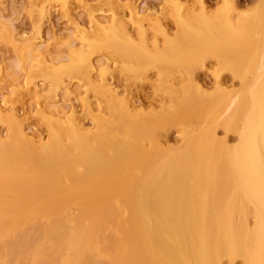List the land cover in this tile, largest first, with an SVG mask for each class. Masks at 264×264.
<instances>
[{
  "label": "bare ground",
  "instance_id": "obj_1",
  "mask_svg": "<svg viewBox=\"0 0 264 264\" xmlns=\"http://www.w3.org/2000/svg\"><path fill=\"white\" fill-rule=\"evenodd\" d=\"M57 1L66 3L65 0ZM180 3L183 4L178 0L174 2L173 7L179 10L178 12L176 11L177 13L182 8ZM258 3H261L260 6L264 10V0ZM231 5L224 2L214 19H211V17L210 19L202 17L196 19L195 17V20L193 18L194 21H192V18L189 20L185 17L177 20L175 17L177 30L175 38L173 37V40L168 41L169 55L165 54L164 50L150 53L149 49L147 50V47L143 44L144 40H140L139 44L142 43V45H139V47H132V37L124 29L118 27L106 29V27L102 26L104 29L102 28L101 31L100 43L93 39L88 40V38L84 39L83 42L80 40L82 45L85 46L83 48H86L85 52H82V48H80L81 51H73L72 54L75 59L70 63L69 58L67 67H65L67 63L63 66L55 65L56 67L52 63L51 71L49 68L48 72L41 74L42 80L49 83L50 93L54 94L55 98L60 86L65 87L63 86V75H67L68 80H75L74 78H76L80 83L82 80L83 83L85 81L88 84H86L87 87L94 94L106 87L109 90V95L116 96L117 94L113 92L114 89L110 84L107 83L104 86L105 84L102 85V82H99L103 81L106 71L109 70L108 67L115 65V63L109 59L105 60L107 67L100 73L99 79L101 80L97 81L95 80L96 78H93V72H98V67L94 65L90 55L98 51L100 46L101 48L107 47L106 51L111 49L117 56L120 55L121 72L127 77L133 76L136 78H142L148 68L158 69V76H164L167 72L169 74L174 70L179 72L183 68L187 72H193L192 70L201 65L205 56H215L216 60L221 63L220 66L218 65V69L229 71L233 78L239 80V89L233 93L220 89L217 94L205 95L203 98L196 94L197 97L199 96V100L202 101L204 99L199 114L203 113L201 123L204 122L208 127L203 133L192 135L189 147L178 152L176 156L166 157L156 164L154 162H151L152 164L148 163L150 160L148 161L147 159L150 156L147 159L144 158V156H147L148 151L145 153L146 155H143L145 151L143 148L146 146L144 141L149 140H144V138H150V135L146 136L147 134L145 133L151 126H147L148 130L147 127L146 129L143 128L144 124L136 127L137 123L131 121L133 117L131 109L127 107L128 104L125 106V102H122L123 98L120 101L116 97L113 99L109 97L111 99L109 102L111 103L108 105V110L112 117L110 118L114 121L112 123L108 122L111 121L109 120L110 118L107 122L103 118L101 120H99L100 118L96 119L93 123L95 125L94 131H86V129L84 130L82 126L78 125L76 120H73L75 118L74 113L72 118L68 117L66 120H61L62 123L58 122L61 125H58L54 122L53 111H50L52 109H50L48 104L45 107H49L48 109L50 110L40 109V115L42 114V119L48 125V139L43 140L41 138L42 140H38V143L29 138V135L21 125L22 122L14 114L3 115L0 112V124L7 125L9 132L8 137L4 140H2L0 134V242L5 240L9 234L14 233L13 236L16 238L11 247H15V254H17L14 255V250L13 252L10 250L11 248L8 247V240L6 239L7 244L3 241L4 245H2L3 248L0 250L1 257L3 256L2 252L4 254L6 250V253L11 252L13 255H11L13 258L11 259L8 253L7 255L10 258L5 254V257L7 256L6 260L11 259L15 263L14 257L17 256L18 258L16 257V259H22L23 261L26 258L19 259V253L21 254L22 252L21 255L26 257L27 253L23 254V251L35 250L36 248H34L35 245L33 246V244L36 242L34 240L39 238L37 244L39 242L40 246H36L37 249L35 251L39 250V248L41 249V245L45 247L47 245L45 244L46 242L50 243L48 244L50 246H55L53 255L46 254L52 252V247L50 248L49 246H46V249L42 248L37 253L33 251L35 255L45 252L44 255H40L43 258L44 256L46 257L44 261H41L42 257L38 258L41 262L45 263V260L48 262L47 257L51 261L53 256L56 259L52 260L54 262H48V264H55V261H61L62 264H66L71 260L72 264L73 261L75 264H81L83 261L87 264L92 259L91 256H93L95 258H93L92 263L90 261L91 264H103L104 260L102 262L98 261L96 256L98 254L101 255V245H103V250L101 249V251H104L105 244L108 245L114 237L116 240L114 244L111 245L112 243H110L108 245L114 247L112 253V247L110 246L111 248L109 249L105 246L109 249L110 254L118 255H115L116 260L113 264L131 263L132 260L126 263L125 256L128 257L127 255L130 252L133 253V251L136 254V259L132 256L133 254L129 256H132L134 261L137 260V263L133 261L134 263L132 262V264H221L222 259L225 258L229 260V264H234L236 259H241L243 264H264V23H260L256 18H253V13H251L253 17L248 15L249 12L245 13L246 15H235ZM139 11L136 9L130 11L131 17L129 19L135 20L136 18L137 21L142 19ZM135 25L137 26L138 23ZM252 25H257V28L251 32L246 30L247 27ZM141 31L143 30L141 29ZM184 47L187 48V51H184ZM32 52H35V50L31 46H27L26 53L28 57L31 58L30 54ZM44 53L46 55V52ZM40 55V53L35 54L32 60H38ZM206 59L208 58L206 57ZM35 64L38 66L39 61H36ZM39 67L40 65L37 68L39 69ZM69 67L73 69L69 70L70 72L67 70ZM186 71L185 73H187ZM71 72L75 73L76 76H72ZM36 88V86L32 88L34 90L29 96L37 99L39 90H36ZM64 90L66 89L64 88ZM69 90L68 92L66 91L67 93L65 92L66 95L71 92ZM76 92L78 93L79 91ZM102 92L107 91L102 90ZM74 93L70 95L72 96ZM99 93L98 96L101 95ZM70 95L66 97L69 98ZM75 95L77 94L75 93ZM172 95L175 101L171 98V101L173 100L171 106L175 108V112L177 111L175 114L179 115L181 112L182 116L179 119L168 117L167 114H173L172 116H174L172 110L170 111L171 113L166 112L165 115L168 118L163 117L162 120L164 122L166 120L165 123L169 126L186 127L191 119L186 114L189 111L186 108L187 104H184L186 103L184 98L181 99L177 98L175 94ZM191 95H193V91ZM82 103L85 106L82 105L83 108H86L89 115L90 113L92 115L95 110L92 111L93 113L91 112L90 102L88 103L85 99H82ZM56 107L54 108L53 106L52 108L55 110ZM84 109L83 111H85ZM34 112H37V110ZM60 112H63V108L55 110V113L60 114ZM71 113L67 112L68 115ZM93 115L91 118L96 116ZM160 117L162 118V115ZM161 118L158 120L161 121ZM152 119L150 122H153ZM91 120L94 121V118ZM153 123L150 124L152 125ZM112 124L117 125L118 129ZM138 124H140L139 121ZM166 124L163 123V125ZM122 125L126 126V130H121L123 129ZM119 127L122 128L120 129ZM218 127L223 129L225 134V137L219 141L216 140V129ZM114 128L117 131L113 130ZM112 131L116 132H114L115 134L113 133L114 138ZM121 131L122 133L124 131L128 133L129 131L130 134H128L129 137L126 140L122 139L124 136L120 135ZM228 133H233L237 136V144L232 148L225 145L226 134ZM116 134L119 135L116 136ZM186 135L188 134L186 133ZM153 140H151L152 144ZM153 147L154 145L151 148ZM142 150L144 151L142 152ZM152 150L155 151L154 149ZM122 152H126L123 157H127V153L133 155L128 158V162L132 159L130 162L132 167L129 166L131 171H128L129 168L127 167L130 164L128 162L127 169L123 166L126 171H122L124 175L127 172L129 173L126 175L127 177L125 176L126 178L121 176L122 173L115 172L114 178V173H109L111 171L109 169V174L107 175L112 181L114 180V183L111 180L109 183V177L106 178L107 175L105 177V174L101 173H104L106 168L111 167L113 169L114 160L116 164L118 161L121 162V164L116 166L117 169L118 166L121 168L124 165L122 164V159L124 158L121 157L122 159H120L118 155ZM34 153L36 155L39 153L38 157ZM113 153H116L117 156L115 157ZM137 153H140V156L137 155L139 158L137 157L136 159ZM111 154L112 156L114 155V160ZM148 155L150 154L148 153ZM108 156H111L113 161L105 165L104 168V160L107 162L108 159L110 160ZM141 157L146 159V162ZM134 158L136 161L141 160L138 165L134 162L137 167H133ZM38 163L44 166L42 168L46 172H43L44 178L42 179L38 177L39 170L42 172L41 168L39 170L36 169L40 167ZM101 167H103L104 171L99 169ZM116 168L117 172L119 169L117 170ZM35 170H37L36 175H34ZM2 173L6 174L2 177ZM99 175L100 177L103 176L101 178L98 177V179L103 178L106 180L96 179ZM117 176L119 177L118 181L115 180ZM120 177L125 179L120 180ZM41 180L44 182H41L42 184L39 182V184L38 181ZM93 198L95 199V204L93 203L94 205L90 206L92 204L90 201H93ZM129 198H134L133 203L137 205L136 209L133 204L134 210L126 207V204H130ZM61 208H69L71 212H69V209L67 210L68 213L64 212V209L60 211L62 210ZM123 208H125L127 214L129 213L128 209L131 210L129 219L126 218L128 221L124 220L127 216L121 217L123 219L120 218ZM79 209L80 212H78ZM122 213L123 215L125 214V212ZM39 215L44 217L43 222L41 221L42 223H40L41 226L38 223V219H34L35 216ZM76 215H78V218ZM123 221L124 223L134 222L136 230L141 233L137 239L133 242L131 241L133 247L128 242L134 238V234L133 236L130 235L131 238H127L130 230L132 231V226L131 229L128 227L129 224L124 226ZM120 222L126 230L129 229L127 232ZM35 223L39 227H32ZM117 223H119L118 226L120 227H116ZM72 224L73 228H71ZM86 224L89 226H86ZM110 224L113 231L111 230L112 228H108ZM106 225L110 231L108 229V231L105 230ZM90 226L92 230L89 228ZM80 228L82 229L79 230ZM120 228L126 232L123 235L124 237H122L124 241H127H125L127 244L124 241L122 243L128 247L131 246L132 249L134 248L133 251L128 250L130 248L123 246L122 243V248H120L121 245L115 244V242L117 243L115 237L121 235ZM39 230H42L41 234L43 236L41 234L35 235ZM44 230L47 232H44ZM88 230H91V232L86 236ZM102 230L104 232L107 231L106 233L109 234L101 233L103 232ZM33 233L36 236L33 240L35 243L30 242L32 245H24L25 243L23 244L22 242L24 240H20V238L25 236L23 238L26 240V237L32 234V236L28 237V240L31 241L34 237ZM43 233H46V240L48 238L47 233H49L48 235L51 234L52 240L49 238L45 242ZM95 234L103 236L97 237ZM104 234H106L105 237L107 238H104ZM112 234L113 236H111ZM64 237H68V239L63 241ZM99 237L105 239V244L102 243L104 239L102 238L103 240H101ZM108 237H111V239L109 240ZM28 240L27 242H29ZM10 241L9 246L12 244ZM50 241H53L52 245ZM100 242L101 245H99ZM134 242L135 244H133ZM95 243L100 247H96ZM20 244L24 245V248L27 246L28 249L21 250L19 248L21 251H17ZM93 246L96 247V250ZM7 247L8 249L10 248V251L6 249ZM118 248L119 251L117 250ZM93 249L96 253L98 251L99 253L95 254L94 252L93 254ZM108 249H105L108 256L107 260L110 259V254H107ZM105 252L103 253L104 255ZM140 252L144 254L138 257V254L141 255ZM29 253L33 255L31 252ZM29 253L27 254V260H30L31 264V257L33 256L29 255ZM146 254L148 256L145 257L144 255ZM113 255L111 256L112 258ZM102 257L101 255L99 259ZM130 257L128 259H131ZM137 257L140 259L143 257L144 259L138 260ZM38 260L36 258L35 264L39 262ZM139 261L141 262L139 263ZM59 262L57 264H60ZM27 264L29 263L27 262Z\"/></svg>",
  "mask_w": 264,
  "mask_h": 264
},
{
  "label": "rangeland",
  "instance_id": "obj_2",
  "mask_svg": "<svg viewBox=\"0 0 264 264\" xmlns=\"http://www.w3.org/2000/svg\"><path fill=\"white\" fill-rule=\"evenodd\" d=\"M65 1H66V3L65 2L62 3L61 1H57V0H0V112L3 113V115H6L8 113L14 114L17 117V119L22 122L21 125L25 129V132L29 135V138L33 139L35 142H37L38 140L40 141L42 139L43 140L48 139V136H47L48 135L47 134L48 133V129H47L48 125H47V122L42 119V117H41L42 114L40 115V113H41L40 109L46 110L50 107V109H52V110H50V109H48V110L53 111L54 120H55L54 122L57 123L58 125H61V124H59V123H62L61 120H66L68 117L72 118L75 114V116H74L75 118L73 120H76L78 125L82 126L84 130L86 129V131H89V130L94 131L95 125L93 123L96 121V119L100 118L99 120H101L103 118V120H105L107 122V120L111 117V115L109 114V110H108V105H109V103H111L109 101H111V99H113L115 97L117 100L119 99L120 101L123 98L122 102H125L124 103L125 106H126V104H128L127 107L129 109H131V114L133 116L131 121H134V123H137V125H135V126L140 127L144 124L143 125L144 129H146L147 126H149V127L151 126L149 130L147 127V130H148L147 132L144 131V132H146L145 134H147L146 136L150 135V138L149 137L144 138V140L145 139H149V140L144 141L146 146L143 149L145 151L142 150V152L144 151L143 155H146L145 153L148 151L147 156H144V158L147 159L150 156L149 157L150 159L149 158L147 159L148 161L150 160L148 162L150 164H152L151 162H154L155 164L159 163L160 160H162L166 157L169 158L171 156H176V154L178 152L185 150L189 147V145L191 144V141H192V137H193L192 135H196L199 133L201 134L204 132V130L207 129L208 125H205L204 122L201 123L202 118H203V113L201 115L199 113L201 111L200 108L202 107L204 99H202V101L199 100V96H200V98H203L205 95H212L214 93L217 94L218 90L220 91V89L223 91L227 90V92H232V93L234 91H236L237 89H239V83H238L239 80L237 78H233L232 74L229 71H227V70L222 71V69L219 70L218 65L220 66L221 63L216 60L215 56H213V57L212 56H210V57L205 56L204 59L202 60L201 65L196 67L195 70H192L193 72H187L186 70H183L184 69L183 68L179 72L178 71L175 72L176 70H174V71L171 70L172 72H170L169 74L167 72L164 76L163 75L158 76V71H157L158 69L148 68L145 71V74H144L145 77L143 76L142 77L143 80H142V78H136L133 76L127 77L126 75H124V73H122L120 70L121 69V67H120L121 66L120 65L121 64V60H120L121 56L120 55L117 56V54L115 55L111 51V49H108L110 51H106L107 47H103L104 48L103 49L100 46L101 49L100 48H99V50L97 49L98 51H95V53H92L91 54L92 56L90 55V58L93 61L94 65L96 67H98L97 68L98 72H96V73L93 72L94 73L93 78L94 79L96 78L95 80H97V81L101 80V79H99L100 73H101V71H103V69L105 67H107V62L105 60L109 59L111 62L115 63V65L113 64V65L108 67L109 70L106 71V74L104 75V77L102 79L103 81H99V82H102V85L105 84L104 86H106L107 83L110 84L111 87L114 89L113 92H115L117 94L116 96L109 95V90L106 87H105V89L103 88V89H101V91H98L94 94L93 91H91L89 89V87H87L88 84L85 83V81H84V83H85V85L87 84L86 86L83 85L84 84L83 80L80 83L79 80H77L76 78H74L75 80H73V79L68 80L67 79L68 76L63 75V77H62V79L64 81L63 86H65L64 88L66 90H64V88L62 86H60V88L58 89L59 91L57 90L58 91L57 92L58 98L57 97L55 98L54 94L50 93L51 88L49 87L50 86L49 83L47 81L44 82L42 80L43 78H42L41 74L44 72H48L49 68H50L49 70L51 71L52 63H53V66H55V65L56 66H59V65L63 66L67 63L65 65V67H67L69 65L68 59L70 58V60H69L70 63L72 60L75 59L74 58L75 56L72 54L73 51H79V50L81 51L80 48H82V52H85L86 48L84 49L83 47H85V46L82 45V42L84 39H87V38H88V40L93 39L94 41H96V42L99 41L98 43H100V38H101L100 35H101V31H102L103 27L104 28L106 27V29L112 28V27L113 28L118 27V28L124 29L127 32V34L132 37V42H133L132 47H139V45H142V43L139 44L140 40H142V41L144 40L143 44H145V46L147 47V50L149 49L150 53H155V51L160 52V51L164 50L166 53L164 51L163 52L165 54L169 55L170 52H168V51L170 50V48L168 45V41L173 40L175 38L174 36L176 35V30H177L176 21L178 19H183L185 17H187L189 20L192 18L191 19L192 21L195 20V17H196V19H200L201 17L204 19H210V17H211V19L212 18L214 19L217 16V14L219 13V10L222 7L224 2L228 3L229 5H231V4L233 5V6L231 5V8L234 10L235 15L236 14L246 15L245 13L249 12L248 15L252 16L254 14L253 15L254 17L252 16L253 18H256L257 21L260 23H264V10L260 6L261 3H258V2H261V0H178V1L183 3V4L180 3L182 5V8L180 9L181 11L179 13H177L179 10H177L175 7H173L174 2L176 0H172V2H171V0H119V1L118 0H83V1H79V0H68L67 1V0H65ZM201 7H203V8H201ZM135 9L137 11L140 10L139 13L142 16V19H139V21H137L136 18H135V20L131 18L133 21L131 19H129L131 17L129 14L130 11L135 10ZM41 11L43 12V14ZM251 13H253V14H251ZM175 17L177 18V20ZM193 18H194V20H193ZM137 23H138V25L136 26L135 24H137ZM140 24L141 25L143 24V25L141 26ZM137 27H139V28H137ZM250 27H247L246 30L251 32L252 30L257 28V25H252ZM141 29L143 31H141ZM81 32H83V33H81ZM143 32H144V34H143ZM134 44H136V45H134ZM26 45L31 46V48H33L35 50V52H32V54H30L31 58L28 57V54L26 53V47H27ZM166 47H168V48H166ZM185 50L187 51L186 47H184V51ZM36 52L41 54L40 55L41 58L39 57L38 60H32V57L35 54H37ZM44 52H46V55ZM206 57L208 59H206ZM28 58H29V60H28ZM204 60H205V62H204ZM36 61H39V65H40L39 69L37 68L39 65L37 66L35 64ZM35 66H37V67L35 68ZM67 70L71 71L73 69L69 67V69H67ZM185 71L188 74L185 73ZM71 73H72V76H74V77L76 76L75 73H73V72H71ZM75 81H77V82H75ZM99 84H101V83H99ZM35 86L37 87L36 90H39V93L37 95V99L32 98V96H29V95H31L30 93L34 90L32 88H34ZM27 87H28V90H27ZM67 88H68V90L70 89L69 91H71V92H69V94L66 95L65 92L66 91L68 92ZM73 88L75 89V91ZM102 90L103 91L106 90L107 92H102ZM188 90H189V92H188ZM76 91L80 92V93L78 92L79 95ZM192 91H193V95H191ZM74 92L77 95H75ZM99 92H102V93H99ZM71 93H74V94L71 96L70 95ZM98 93L101 94V95H99L100 97L98 96ZM172 94H175L177 96V98H181V99L184 98V102H186L184 104H187L186 108L189 111L187 112V110L185 109L187 113L185 112V110H184V112L187 115H189L191 117V119H190V121H188V124L186 125V127L172 126V125L169 126L168 124L165 123L166 122L165 119H164L165 122L162 120L163 117H166V119L168 117H170V118L173 117L175 119H179L182 116L181 112L179 113L180 116L178 114H175V113H177V111L175 112L174 111L175 108H173L171 106V104L173 103V100H174L173 99L174 96ZM196 94H199V96L197 97ZM68 95H70L69 98L66 97ZM109 97L111 99H109ZM171 98L173 99L172 101H171ZM80 99H81V102H80ZM82 99L83 100L85 99L88 103L89 102L91 103V105L89 103V107H90V109H92L91 112L93 110H95V111H93L95 114L92 112L94 115H96V116H94L92 114L94 116L93 117L94 121L91 120V119H93V118H91V116H92L91 113H90V115H91L90 116L88 110L86 108L85 109L83 108L84 105L82 103ZM197 99H198V101H197ZM53 100H55V101H53ZM124 100H126V101H124ZM195 100H196V102H194ZM189 102H191V103H189ZM189 104H190L191 108H190ZM47 105L49 106L48 108H46ZM43 106H44V108H43ZM53 106H54V108L57 106L59 108V110L61 108H63V112H60V114L55 113V110L58 108L56 107V109L54 110V108H52ZM173 106H174V104H173ZM187 106L189 107V109ZM195 106H197V107H195ZM70 107H71V109H70ZM170 107L173 109H171ZM98 108H100V109L98 110ZM69 109H70V111H68ZM83 109L85 111H83ZM36 110H37V112H34ZM48 110H46V111H48ZM172 110L174 112V116H172L173 114L172 115L167 114V116H168L167 117L165 115L166 112L171 113L170 111H172ZM66 111L68 113H71V112L72 113L68 115ZM38 112H39V114H38ZM87 112H88V114H87ZM62 113H64L65 115ZM158 113H161V114L158 115ZM163 113H164V115H163ZM161 115H162V118L160 117ZM176 115H178V116L175 117ZM155 116H157L158 118L157 117L155 118ZM144 117H145V119H144ZM56 118H58V119L56 120ZM111 118L109 119L111 121H108V122L112 123V121H114V120H112ZM154 118H155V120H154ZM160 118H161L162 124H161V121L158 120ZM146 119H147V122H146ZM151 119L153 120L154 123L150 122ZM138 121L140 124H138ZM150 123H153V124L151 125ZM163 123L166 124L167 126L163 125ZM148 124H150V125H148ZM112 125H115V124H112ZM116 126L117 125H115V128H117ZM124 126L122 125L123 129H121L122 127L121 128L119 127V128L122 131L126 130V126L125 127ZM7 128H8L7 125L0 124V134H1L2 140H4L6 137H8L7 135L9 132H8ZM115 128L113 130H115ZM182 128H185V129H182ZM154 129H156V130H154ZM115 131H117V130H115ZM115 131H112L113 138H114V134L116 133ZM122 131H121L120 135L124 136L122 138L123 140H126V138L129 137L128 134H130V133H129V131H128V133H126L127 131H124L122 133ZM118 132H120V130H118ZM186 133L188 135L185 136ZM123 134H125V135H123ZM108 135H109V133H108ZM108 135H107V137H108ZM112 135L110 133V137ZM118 135L116 134V136H118ZM126 135H127V137H125ZM122 136H120V137H122ZM223 137H225L223 129L218 127L216 129V140L219 141ZM152 139H154L153 144L151 141ZM146 142H147V144H146ZM236 144H237V136L233 133L226 134L225 145L227 147L232 148ZM92 145H94V144L92 143ZM152 145H154L153 148H151ZM155 146H158L159 148L158 147L155 148ZM94 147H95V145H94ZM150 149L151 150L154 149L155 151H153V150L151 151ZM152 152H153V154H152ZM124 153H126V152L119 153L118 156H120V159H122L121 157H123ZM148 153L150 155H148ZM113 154H115V157L117 156L116 153H113ZM139 154L140 153L136 154V159L138 156H140ZM156 154L158 155V157H156L157 156ZM37 155H39V153ZM37 155L35 154L36 157H38ZM126 155H128V156L127 157L125 156L126 158L123 157L124 159H122L123 162L125 161V163L122 162V164H124V165H122L121 168H119L120 166H118L119 170L116 168V166L121 164V162L118 161V163L116 164V163H114V161H115L113 158L114 155L112 156V154H111L114 161L111 159V156H108V157H110V160L108 159V162L106 160H104L105 161L104 168H105V165H108L109 162L113 161L114 166L112 168L114 170L111 169V167H110V168H106L107 170L105 169V171H104L103 167H101L99 169H102L104 171V173H101V174H103V175L105 174V177L110 172H111V174H113L114 172L115 173H122L121 176H124V177L127 174H129L127 172V174L124 175V173L122 172V171L125 172L127 168H129L128 171H131L129 166H131L130 162L132 159L130 160V162H128L129 161L128 158L131 154L127 153ZM131 156H133V155H131ZM144 158L141 157L142 160ZM146 159H144L145 162H146ZM134 160H135V158H134ZM134 160H133V164L135 166L133 165V167H137V165L139 164V162L141 160H139V161L138 160L134 161ZM127 162L130 163V164H128V167H127ZM110 166H112V165H110ZM123 166H125V168L126 167L127 168L125 169ZM147 166H149V165H147ZM35 167H36V165H35ZM42 167H44V166L40 165L39 168H36L37 170H39L40 168L42 169V172H41V170H39L40 171L38 174L39 179L44 178L43 174L46 173L44 171L45 169L43 170ZM115 168L119 172L118 171L116 172ZM122 168H123V170H121ZM109 169L111 171H109ZM37 170L34 171V173H35L34 175L37 174ZM102 170L101 171L99 170V171L103 172ZM108 171H109V173H108ZM96 172L98 173L97 170H96ZM100 172H99V174H100ZM115 173H114V178L116 175ZM5 174L2 173L1 176L3 177ZM50 175H53V174H50ZM98 177H100V175L97 176L96 179H98ZM108 177L109 176L107 175L106 178H108ZM111 177H112V175H111ZM117 177L115 179L116 181L119 180V177L118 178ZM124 177H120V180L125 179L127 176L125 178ZM34 178H36V177H34ZM47 178H49V177H47ZM100 178L98 180L103 179V178L102 179H100ZM103 180H106V179H103ZM108 180L110 183L111 178L109 177ZM39 182L41 183L44 181L41 180V181H38V183ZM111 182L114 183V180L113 181L111 180ZM88 196H87V198L90 197V196L89 197ZM133 199L134 198L128 199L130 204H126L125 202H127V201L124 202V205L126 204L127 206L126 205L125 206L128 208H131L132 210H134L133 209V205H134ZM94 200L95 199L93 198V201ZM93 201H90V202H92V204L90 206H93L95 204V201L94 202ZM128 205L132 206V207H129ZM73 207H75V206H73ZM134 207L136 209L137 205H134ZM63 209H64V212L66 211L68 213L67 210L69 208H63ZM63 209L60 211H63ZM76 209H77V206H76ZM128 210L127 211L130 213L131 210L130 209H128ZM75 211H77V210H75ZM69 212H71L70 209H69ZM78 212H80V209ZM122 212H125L126 215L125 214L123 215ZM129 213L127 214L125 211V208H123V210H121V213H120V218L123 216L124 217L127 216L124 218V220L128 221ZM121 214H122V216H121ZM130 215H131V213H130ZM76 216L78 218V215H76ZM43 218L44 217L42 215L34 217L35 220L38 219L39 225H40V223L43 222L42 221V220H44ZM126 218H128V219H126ZM121 219H123V218H121ZM129 222L130 223H128V222L124 223V221H123V225L125 226V224L126 225L129 224L128 227L130 229L132 226V231L130 230L129 236L128 237L126 236L127 238H131L130 235L133 236V234H134V238L132 237L133 239L129 240L130 242H128V243H130V245H132L131 241L133 242L135 239H137L141 233L136 230V225L134 222L133 223H132V221H129ZM36 224L37 223L32 225V227H35V226L39 227V225L38 224L36 225ZM118 224L119 223L116 224V227H120V226H118ZM120 224L122 226L121 222H120ZM74 226H76V225H74ZM86 226H89V225L86 224ZM107 227L108 226L106 225L105 230H107L108 228H112L111 224L108 228ZM113 227H115V226H113ZM116 227H115V229H116ZM71 228H73V224H72ZM89 228L92 230L91 226ZM123 228H125V227H123ZM81 229L82 228H80L79 230H81ZM91 230H88L86 232V236L88 235L89 232H91ZM111 230L113 231V228ZM116 230H115V232H116ZM120 230H121V235L115 237L117 239V243L115 242V244L118 246L121 245L120 248H122V244H123V246H127V245H124V243H122V241H124L123 240L124 239L123 238L124 233H126L129 229L126 230V228H125L124 230H126V232L124 230H122L121 228H120ZM41 231L42 230H39L38 233L36 232L37 234L35 233V235L41 234ZM102 231L103 232H101V231L100 232L101 233L107 232V231L104 232V230H102ZM44 232H47V231L44 230ZM117 232H119V231H117ZM45 234H44V239L46 236ZM48 234L49 233H47V237H48L47 240L49 238L52 240L53 237L51 236V234L50 235H48ZM106 234H104V238H107V237H105ZM119 234H120V232H119ZM13 235H14V233L9 234L5 238V240L6 239L8 240V247L11 248V249L10 248L9 249L12 252L14 250V252H13L14 255H17V254H15L16 253L15 247L14 248L11 247V245H13L14 239L16 238ZM41 235H39V236H41ZM95 235H97V234H95ZM100 235H97V237ZM117 235H118V233H117ZM9 236H11V237L13 236V237L11 238ZM30 236H32V234L27 236L26 240H25V238H23L25 236L20 238V240H24V241H22L23 244L25 243L24 245H26V244L32 245V244H30V242L32 243L33 240L36 238V236H34V233H33L34 237L32 238L31 241H29L28 237H30ZM101 236H103V235H101ZM111 236H113V234ZM97 237H95V238H97ZM102 238L99 237V239L103 240L104 238L103 239ZM38 239L34 240L36 243L33 242V243H35V244H33V246L35 245L34 248H36V249H37L36 246H40L39 242H38L39 245L37 244ZM67 239H68V237H66L63 241H66ZM110 239H111V237L109 238V240ZM5 240H2L0 242V247H1L0 250H2V248H3L2 245H4V243L6 242ZM27 240L29 242H27ZM47 240L45 239V242ZM3 241H4V243H3ZM9 241H10V243H12V244H10V246H9ZM110 241L111 242H109V244L112 243L111 245H113L114 241H116V240L113 237ZM18 242H19V240H18ZM50 242H52L51 243V245H52L53 241H50ZM96 242H98V241H96ZM104 242H105V239L102 243H104ZM126 242H125V244H127ZM1 243H3V244H1ZM15 243H17V242H15ZM6 244H7V242H6ZM45 244H47V245H45V247L46 246H49L50 248L52 247L51 248L52 252H48L46 254L53 255V253H54L53 248L55 246H53V245L50 246V245H48L50 243H47V242ZM133 244H135V242ZM20 245H18L19 247H18L17 251H21L22 249L23 250L28 249L27 246L24 248V245H22V244H20ZM95 245H97L96 247H100L96 243H95ZM99 245H101V242L99 243ZM108 245L105 244V246L108 247L109 249L112 247L111 248V253H112V249L114 247L111 245H110L111 246L110 247ZM14 246H16V245L14 244ZM42 246H44V245H41V249L39 248V250H37V251H35L36 249L32 250V251L29 250L27 252L23 251V254H26V253L28 254L29 252L33 253V255H31L29 253V255L33 256V257H31V259H32L31 264H35L36 258L38 260V258L40 259L42 257L41 261H44V258L46 259L45 256H44V258H43V256H40V255H44L45 252H41L40 254L38 253L39 255L38 254L35 255V252L36 253L38 251L40 252V250H42V248H45ZM101 246L103 248V245H101ZM105 246H104V248L108 249ZM8 247L6 249H8ZM96 247L93 246V248H95V250H96ZM127 247H124V248H127ZM132 247H133V245H132ZM19 248H21V250H19ZM102 248H100V253L103 257L101 259H99L101 257V255L98 254L99 251L96 253V251H94V249H93L92 250L93 254L95 252V254H98L99 257L96 255H94V256H96L98 258L97 259L98 261L102 262L104 260L103 264L104 263L113 264L114 261L116 260L115 259L116 256H118V255L117 254H114V255L110 254L109 249H108L107 254L108 253L110 254L109 255L110 259L107 260L108 256L106 255V252H105L106 250L104 249V251H101ZM116 248H117V246H116ZM128 248H130L128 250H132V251L134 250V248L132 249L131 246ZM47 249H48V247H47ZM48 250H50V249H48ZM48 250H46V251H48ZM97 250H99V248H97ZM117 250L119 251V248ZM33 251H35V252H33ZM126 251H127V249H126ZM104 252H105L106 256L103 254ZM7 253L5 250L4 254L2 252V255H3L2 257L0 254V263L1 264H12V263H14L11 260V259H13L11 257V255H12L11 252H10L11 254L8 253V255L11 257V259H10L11 261L9 259H7L8 261L5 259L8 256ZM5 254L7 255L6 257H5ZM21 254H22V252H21ZM21 254L19 253V259L20 258H26V259L25 260L23 259V261H22V259H20L21 260L20 261V260L16 259V257H17L16 256V257H14L15 258L14 264H16L17 262H18L17 264H22V263L27 264V262L30 264V260L29 261L27 260V254H26V257H25V255L23 257V255H21ZM130 254H133L132 255L133 257L136 256L134 251H133V253L130 252L127 256L130 257L129 256ZM142 254H144V253H141V255L138 254L137 256L141 257ZM112 255H113V258L111 257ZM46 256H49V255H46ZM132 256L130 257L131 259H128V257L125 256L126 263L132 260L131 263L129 262V264H132V262L134 261V258H132ZM144 256L146 257L148 255L146 254ZM91 257H92V259H90L87 262V264L88 263L91 264L93 258H95L93 256H91ZM104 257H105V259H104ZM51 258H52V260L56 259V258H53V256ZM47 259H48V262L52 261V260L50 261L49 257H47ZM135 259H136V257H135ZM139 259L140 258H138V260ZM4 260L7 262H5ZM26 260H27V262H26ZM33 261H34V263H33ZM38 261L39 262H37L36 264H39L41 262L40 260H38ZM45 261H46L45 263L48 264L47 260H45ZM71 261H69L66 264H72ZM90 261H91V263H90ZM135 261L137 263V260H135ZM3 262H5V263H3ZM52 262H54V261H52ZM56 262L57 261H55V264H57L59 261L57 263ZM140 262L141 261H139V263ZM45 263L41 262V264H45ZM59 263L62 264L61 261ZM73 264H75L74 261H73ZM81 264H86V263L83 261V262H81ZM98 264H100V263H98ZM221 264H229V260H227L226 258L222 259ZM234 264H243V262L241 259H236Z\"/></svg>",
  "mask_w": 264,
  "mask_h": 264
}]
</instances>
